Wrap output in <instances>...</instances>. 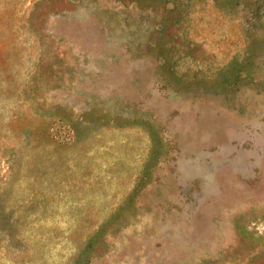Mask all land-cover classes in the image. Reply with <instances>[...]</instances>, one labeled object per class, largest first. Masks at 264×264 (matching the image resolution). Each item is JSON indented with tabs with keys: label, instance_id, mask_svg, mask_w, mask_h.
Wrapping results in <instances>:
<instances>
[{
	"label": "rangeland",
	"instance_id": "obj_1",
	"mask_svg": "<svg viewBox=\"0 0 264 264\" xmlns=\"http://www.w3.org/2000/svg\"><path fill=\"white\" fill-rule=\"evenodd\" d=\"M0 264H264V0H0Z\"/></svg>",
	"mask_w": 264,
	"mask_h": 264
}]
</instances>
